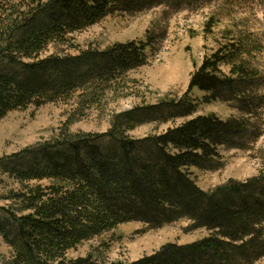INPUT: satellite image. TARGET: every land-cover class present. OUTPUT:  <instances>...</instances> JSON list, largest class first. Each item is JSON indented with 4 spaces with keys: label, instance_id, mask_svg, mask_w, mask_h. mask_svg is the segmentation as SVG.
Wrapping results in <instances>:
<instances>
[{
    "label": "trees",
    "instance_id": "trees-1",
    "mask_svg": "<svg viewBox=\"0 0 264 264\" xmlns=\"http://www.w3.org/2000/svg\"><path fill=\"white\" fill-rule=\"evenodd\" d=\"M163 3L0 0V119L10 111L70 100L80 89V102L94 103L103 89L148 64L156 46L153 33L147 32L144 42L74 57H42L48 47L67 45L69 35L109 15ZM263 48L247 28L230 25L190 76L185 97L196 89L204 94L203 103H225L241 113L239 118L197 115L160 134L141 139L126 134L164 110L179 117L196 113L192 103L177 100L115 114L101 134L63 130L0 158V176L16 185L0 193V238L11 251L8 264H256L263 259L264 170L208 191L197 186L191 172L220 170L222 148L245 149L261 136L250 118L264 109V77L259 79L264 73L253 63ZM180 220L190 222L187 230L209 234L187 244L167 243L130 263H108L90 254L68 257L82 243L125 223L154 229Z\"/></svg>",
    "mask_w": 264,
    "mask_h": 264
},
{
    "label": "rangeland",
    "instance_id": "rangeland-1",
    "mask_svg": "<svg viewBox=\"0 0 264 264\" xmlns=\"http://www.w3.org/2000/svg\"><path fill=\"white\" fill-rule=\"evenodd\" d=\"M162 1L163 4L147 10L109 15L69 35L67 45H50L42 57L104 52L117 43L144 42L147 32L156 37L154 51L148 54V64L127 72L111 88L103 89L94 103H81L84 90L80 89L70 100L8 112L0 119V158L56 138L63 130L69 134H101L110 129L115 114L138 107L144 111L154 106L166 107L177 100L192 103L196 113L179 117L175 112L164 110L159 115H149L126 134L134 139L160 134L197 115L214 114L221 120L239 118L241 113L225 103H203L204 94L196 89L187 97L185 93L194 66L198 67L204 56L215 50L222 33L230 25L241 30L247 28L264 47V0ZM253 63L263 74L264 48ZM250 119L262 131L259 138L248 141L245 149L222 148L223 167L220 170H191L201 190H211L229 179L244 181L264 170V109L259 116ZM20 164L16 161L13 165ZM0 180V193L16 188L12 180L3 176ZM189 224L187 220H180L152 229L140 222L125 223L82 243L71 250L68 257L90 254L108 263H130L153 254L167 243L187 244L209 234L204 229L187 230ZM10 259L11 251L0 238V264H8ZM256 264H264V258Z\"/></svg>",
    "mask_w": 264,
    "mask_h": 264
}]
</instances>
